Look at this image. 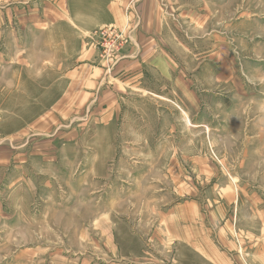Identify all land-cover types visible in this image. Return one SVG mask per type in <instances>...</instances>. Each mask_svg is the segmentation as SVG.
Here are the masks:
<instances>
[{"label": "rangeland", "instance_id": "1", "mask_svg": "<svg viewBox=\"0 0 264 264\" xmlns=\"http://www.w3.org/2000/svg\"><path fill=\"white\" fill-rule=\"evenodd\" d=\"M69 5L0 0V264H204L192 244L201 232L213 246L233 211L214 188L231 181L235 142L219 141L230 118L239 156L248 153L239 168H264V0H207L198 25L173 19L162 46L168 71L155 85L192 93L142 91L126 109H105L119 90L101 77L102 108L79 95L75 108H54V53L66 63L69 50L56 17ZM39 45L43 69L31 60ZM165 71L172 76L163 81ZM196 96L206 102L202 126L181 108ZM186 155L202 157L204 172L188 169Z\"/></svg>", "mask_w": 264, "mask_h": 264}, {"label": "crops", "instance_id": "2", "mask_svg": "<svg viewBox=\"0 0 264 264\" xmlns=\"http://www.w3.org/2000/svg\"><path fill=\"white\" fill-rule=\"evenodd\" d=\"M66 1H70V5L67 10L64 7V14H66L64 17L60 15L61 8L55 6L53 9L55 14L60 15L56 17L57 20L64 19L63 25L69 30L66 63H62L56 57L60 55L57 51L53 57L55 68L50 70L54 81L53 85L48 86L47 92L55 95L54 108H75L78 95L79 100L85 96L87 106L92 104L93 108H102L99 77L102 84L106 85L105 88L111 91L112 87H116L119 90L117 101L104 103L109 104L105 109L116 107L126 109L129 106L127 104L132 103L130 95L142 91L156 94L192 93V89L173 88L171 85L157 88L155 81L162 67L168 71L167 63L171 60V56L162 46H167L171 42L168 36L172 32L173 19L180 21L179 17L185 18V21L191 20L190 23L194 22L198 25L204 15L207 0ZM166 15L171 17L167 18ZM56 22L53 24H57ZM107 25H114L120 30L125 29L128 40L105 59L102 58L104 56L102 43L98 45L100 39L93 37L91 40L89 36H92L93 31L98 27ZM46 51V48L39 45L37 58L33 56L31 59L38 63V67L41 65L42 69L49 61L46 58ZM42 69L38 71V79L46 76L45 70ZM167 71L162 74L163 81L172 76ZM37 93H46L45 86H38ZM165 99L168 98L165 97ZM182 103L184 106L181 108L189 122L197 121L198 126L206 124V102L203 98L196 96L193 102H190L189 98L183 99ZM229 120V134H222L219 141L229 137L230 141L235 142L233 151H230L228 156L231 160L229 161L231 181L225 185L216 184L214 188L220 190V205L227 204L233 208V211L217 226L219 236L213 246L205 247V239L203 245L201 232H199V245L195 247L192 244V250L197 252L194 254L205 255L204 258L201 257L204 264H264V168L261 170L254 168L247 172L239 168L241 166H238L239 159L243 158L241 161L243 165L248 153L246 151V156H239L236 143L239 141L237 139L238 119L230 118ZM231 123H234V129ZM261 129L263 134L260 141L264 138V127L262 126ZM249 138V141L253 140ZM186 157L192 158L194 162L193 165L188 166V169L193 168L198 173L204 172L202 157L190 155ZM221 158L227 163L226 154H223ZM232 172L236 176L233 177ZM198 222L200 224V221ZM183 228H186V225ZM184 238H186L185 234Z\"/></svg>", "mask_w": 264, "mask_h": 264}, {"label": "built area", "instance_id": "3", "mask_svg": "<svg viewBox=\"0 0 264 264\" xmlns=\"http://www.w3.org/2000/svg\"><path fill=\"white\" fill-rule=\"evenodd\" d=\"M95 37L102 40L103 53L106 57H110L119 46L128 40L125 29L120 30L114 25L101 27L95 32Z\"/></svg>", "mask_w": 264, "mask_h": 264}]
</instances>
